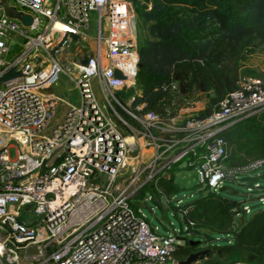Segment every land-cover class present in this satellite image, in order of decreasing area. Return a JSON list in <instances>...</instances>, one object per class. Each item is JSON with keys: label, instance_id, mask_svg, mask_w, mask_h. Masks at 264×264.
I'll return each instance as SVG.
<instances>
[{"label": "built area", "instance_id": "obj_1", "mask_svg": "<svg viewBox=\"0 0 264 264\" xmlns=\"http://www.w3.org/2000/svg\"><path fill=\"white\" fill-rule=\"evenodd\" d=\"M8 2L32 23L0 8V264H177L184 240L158 235L130 200L181 163L212 193L262 170L264 156L230 163L224 133L264 113V80L240 78L205 117L128 109L115 96L138 73L132 0ZM61 74L79 102L55 122Z\"/></svg>", "mask_w": 264, "mask_h": 264}, {"label": "trees", "instance_id": "obj_2", "mask_svg": "<svg viewBox=\"0 0 264 264\" xmlns=\"http://www.w3.org/2000/svg\"><path fill=\"white\" fill-rule=\"evenodd\" d=\"M146 36L138 41V73L135 86L118 92L134 96L133 108L163 116L178 101L197 93L208 95L202 116H208L227 94L235 91L242 77L252 74L248 57L264 43V0H132ZM230 163L264 156V113L230 127L225 133ZM250 187L251 198H264V168ZM166 195L177 189L172 179L160 181ZM183 214L187 229L178 236L173 259L180 260L202 249L212 234L228 240L213 248L215 257L199 264H264V209L243 225L233 202L208 192L187 207ZM251 215V214H250ZM247 216V215H246ZM194 223L189 227L188 222ZM186 234V235H183ZM187 235L203 236L191 245Z\"/></svg>", "mask_w": 264, "mask_h": 264}, {"label": "rangeland", "instance_id": "obj_3", "mask_svg": "<svg viewBox=\"0 0 264 264\" xmlns=\"http://www.w3.org/2000/svg\"><path fill=\"white\" fill-rule=\"evenodd\" d=\"M9 1L12 2V0ZM94 15L95 14H92L91 18H93ZM93 34V31L90 32L91 36H93ZM136 34L138 41H142L147 34L146 28L139 21L136 23ZM11 50H14V48H11ZM18 50L19 47L16 46V52H18ZM248 58L246 66L249 67L248 70L252 71L249 77H258L264 80V43ZM5 60L10 61L12 58L10 56L5 57ZM51 92L60 99L54 121L61 122L63 120L61 116L65 110L62 102L65 101L73 105H78L79 92L74 89V84L62 74L58 77L56 84L52 86ZM95 93L98 98L102 99L98 89L95 90ZM115 99L125 108L133 109L132 103L134 101V96L127 95V92L122 94L117 93ZM208 101V95L201 93L183 97L178 101V106L175 104L171 111H167V114L173 115L172 117H176L179 121L186 120L189 117L202 116ZM101 102L105 104L103 99ZM119 112L124 119L130 122V119L122 113V111L119 110ZM122 128L124 135L127 136V130L123 126ZM9 155L11 158H14L15 150L10 149ZM261 173L262 170H259L249 176L238 179L236 182L224 183L223 186L231 187L237 192L234 196L218 193L219 188L214 193L230 199L233 203L245 202L251 195L248 189L253 187L256 182H263V179L260 177ZM168 174L171 176L177 189L174 193L166 195L162 189H154L150 184L143 189L141 195L130 200L131 205L140 210L141 215L152 229L156 230V233L162 236H174L185 232L187 224L184 221L182 212L179 211L178 208L189 206L209 192V189L199 184V173L194 167L189 168L181 163L173 166L168 171ZM252 199V202L242 206L243 209L245 207L249 209V213L246 216L247 218L250 217V214L264 209V204H262L258 198L254 197ZM27 219L28 221L33 220V218ZM187 237L188 240L192 242H202L205 240L203 236L187 235ZM224 237V235L212 234L213 240L208 241L205 246L213 247L224 245L228 242V240H222Z\"/></svg>", "mask_w": 264, "mask_h": 264}, {"label": "water", "instance_id": "obj_4", "mask_svg": "<svg viewBox=\"0 0 264 264\" xmlns=\"http://www.w3.org/2000/svg\"><path fill=\"white\" fill-rule=\"evenodd\" d=\"M0 8L3 10L4 15L7 18L15 19L21 22L24 26H30L32 23V18L25 14L24 12L18 10L15 6L9 4L8 0H0ZM218 193H224L226 195H236L237 192L228 186H223L219 188ZM253 199H249L245 202H234L235 213L238 216V221L243 225L246 221V211L242 206L246 205L249 202H252ZM258 212H254L250 215V218H253ZM191 245H197L198 242H189ZM218 254V251H214L213 248H202L201 250L194 252L183 259L178 260L177 264H199L200 262L215 257Z\"/></svg>", "mask_w": 264, "mask_h": 264}, {"label": "crops", "instance_id": "obj_5", "mask_svg": "<svg viewBox=\"0 0 264 264\" xmlns=\"http://www.w3.org/2000/svg\"><path fill=\"white\" fill-rule=\"evenodd\" d=\"M246 67H247V68H249L248 66H246ZM202 248L204 249V248H208V247H207V245H206V246H205V245H203V247H202Z\"/></svg>", "mask_w": 264, "mask_h": 264}]
</instances>
